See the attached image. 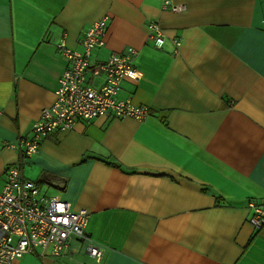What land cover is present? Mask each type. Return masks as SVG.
<instances>
[{
	"label": "crops",
	"instance_id": "0c3cea01",
	"mask_svg": "<svg viewBox=\"0 0 264 264\" xmlns=\"http://www.w3.org/2000/svg\"><path fill=\"white\" fill-rule=\"evenodd\" d=\"M0 0V189L9 165L47 195L89 211L87 232L102 264H264V0ZM107 18L93 56L133 47L138 82L119 93L149 115L99 116L53 132L25 161L8 146L27 135L54 100L82 32ZM155 20L162 48L148 38ZM181 38L173 52L174 38ZM30 252L12 264L89 261Z\"/></svg>",
	"mask_w": 264,
	"mask_h": 264
},
{
	"label": "built area",
	"instance_id": "2783aa9c",
	"mask_svg": "<svg viewBox=\"0 0 264 264\" xmlns=\"http://www.w3.org/2000/svg\"><path fill=\"white\" fill-rule=\"evenodd\" d=\"M161 9L182 12L186 8L172 0H162ZM146 26L153 45L162 48L165 36L161 27L155 20H149ZM106 36V17L82 32L80 49L67 46L63 33L56 48L67 59V66L58 79L54 100L41 109L27 135L8 145L18 149L24 161L37 153L40 143L51 133L72 129L79 121L99 116L143 121L149 115L147 105L119 96L125 79L140 80L133 64L137 50L129 46L110 52L104 59L93 56L95 49L105 46ZM172 42L176 54L182 40L177 37ZM248 206L252 210L249 223L260 230L264 226V209L256 201H250ZM88 218L87 209H74L69 202L47 195L36 181L23 177L20 163L9 165L0 189V264H12L30 252L72 260L77 253L71 246L73 241L80 243L82 254L89 259L80 264H102L105 246L87 232Z\"/></svg>",
	"mask_w": 264,
	"mask_h": 264
},
{
	"label": "trees",
	"instance_id": "16d2710c",
	"mask_svg": "<svg viewBox=\"0 0 264 264\" xmlns=\"http://www.w3.org/2000/svg\"><path fill=\"white\" fill-rule=\"evenodd\" d=\"M38 183V182H37Z\"/></svg>",
	"mask_w": 264,
	"mask_h": 264
}]
</instances>
